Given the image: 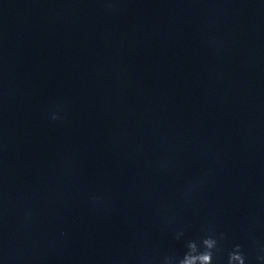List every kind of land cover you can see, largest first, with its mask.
<instances>
[{"label": "water", "instance_id": "95a60500", "mask_svg": "<svg viewBox=\"0 0 264 264\" xmlns=\"http://www.w3.org/2000/svg\"><path fill=\"white\" fill-rule=\"evenodd\" d=\"M208 230L259 264L264 0H0V264H163Z\"/></svg>", "mask_w": 264, "mask_h": 264}, {"label": "clouds", "instance_id": "9594fccd", "mask_svg": "<svg viewBox=\"0 0 264 264\" xmlns=\"http://www.w3.org/2000/svg\"><path fill=\"white\" fill-rule=\"evenodd\" d=\"M56 118L55 116L53 117ZM184 236V231L177 232L176 239ZM224 233L208 230L200 237L189 239L184 244L182 254L172 253L163 258V264H247V256L241 244H235L223 258L222 241ZM264 252V250H262ZM259 264H264V254L257 256Z\"/></svg>", "mask_w": 264, "mask_h": 264}]
</instances>
